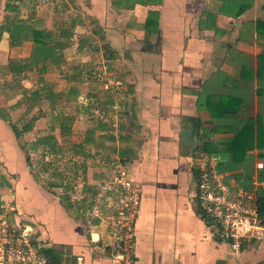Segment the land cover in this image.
<instances>
[{
  "label": "crops",
  "instance_id": "crops-1",
  "mask_svg": "<svg viewBox=\"0 0 264 264\" xmlns=\"http://www.w3.org/2000/svg\"><path fill=\"white\" fill-rule=\"evenodd\" d=\"M12 1L19 19L47 29V19L62 4L63 21L80 27L77 33L69 26L65 51L75 46L86 53L93 46L101 69L118 68L116 78L129 86L113 95L109 111L119 121L117 157L141 191L134 264L263 263L264 241L233 253L212 236L197 201L194 157L207 142L230 186L236 185L233 174L257 178L256 162L264 161V0ZM6 2L0 0V214H17L30 224L42 251L49 248L59 264H75L78 257L81 264H114L111 221L102 205L93 203L100 213L89 211L97 194L88 190L87 179L76 183L77 190L50 187L11 127L12 110L24 105L17 104L18 84L35 87L46 71L31 84L20 80L15 64L29 65L32 42L10 45L2 29ZM107 48L114 57L104 59ZM97 105L102 107L98 100ZM249 120L251 131L262 135L244 157L232 162L228 152L213 149L223 148ZM93 176L92 181L98 177ZM64 193L70 205L62 202Z\"/></svg>",
  "mask_w": 264,
  "mask_h": 264
},
{
  "label": "rangeland",
  "instance_id": "rangeland-1",
  "mask_svg": "<svg viewBox=\"0 0 264 264\" xmlns=\"http://www.w3.org/2000/svg\"><path fill=\"white\" fill-rule=\"evenodd\" d=\"M44 5L40 8V12L42 13L45 11ZM56 7L57 10L47 19V25L50 26L51 29L63 28L64 30L70 31V24L67 20L63 21L65 15L61 12L63 9L62 4L58 3ZM71 30L79 33L80 27L73 25ZM58 38L65 42L61 50L62 61L56 65L47 63L48 65L43 77L44 82H42L45 86L43 91L45 97L43 96V100L35 104L34 108L31 110L27 111L25 104L12 110V120L16 122L17 126L20 128L22 124L29 120L30 116L37 115V113L40 112L39 117L33 122V129L22 133L21 137L26 145H28V148L25 149L36 164L38 171L41 172L42 177H44L43 180H59V172L62 176V184L66 187H69V185L73 187L77 186L76 183L81 184V181L84 183L87 179L90 186L88 190L94 195L97 194V196L95 195L96 202H93L94 198L91 200L92 205L89 207V211H93L95 207L93 203H95V205H102V209H104V197L101 196L103 193L101 192L99 183H101L106 176L102 180L100 179L103 174L111 173V169L115 162L121 165L123 164V158L117 157L116 154V148H121L120 143H122V140L120 133L117 132V122L119 121L115 118V115L112 114L113 112L111 113V111H109L110 107L107 108V105L99 108L97 100L100 101L102 98H111L113 95L115 96L117 91L123 93V91L126 90V86L121 83L122 76H117L119 78L115 76L120 71L118 68V72H113L111 69L105 71L101 69L103 66V64H101V55L95 51L93 46L90 47L86 53L75 51V46L65 51L67 46L69 47L71 44V40L65 37ZM73 40L75 42L76 37L73 38ZM15 65L17 72H21L20 80H23L26 84L35 82L39 73L41 75L43 73V71L32 68L27 64H21L20 66L18 64ZM38 84L40 83H37L36 86H38ZM71 86H75L77 90L78 97L77 95L74 96L76 99H72L73 94H71L69 90ZM61 92H64L65 95L56 97L55 103L53 102L54 105H52L51 108V102L46 95H57V93L60 94ZM65 96H68L69 99H67V97L65 98ZM42 113H44V115ZM55 115L64 117L73 116L74 118L71 124V134L66 143L62 141L59 135L57 126L58 120L57 122L55 121ZM101 122L110 124L109 130L94 129L92 131L94 139L92 142L86 143L84 138L85 131L88 130V128L94 127L96 123ZM51 125H55L52 133L59 144L56 151H49L43 146L32 149L35 140L39 136L50 132ZM110 135L114 136L113 140L109 139ZM81 144L83 145L81 146ZM94 174L98 177L92 181L90 179H92L91 177ZM97 180H100V182L98 183ZM87 181L86 183H88ZM98 191L100 196H98ZM80 194L78 198H80ZM82 201H84V198Z\"/></svg>",
  "mask_w": 264,
  "mask_h": 264
},
{
  "label": "built area",
  "instance_id": "built-area-1",
  "mask_svg": "<svg viewBox=\"0 0 264 264\" xmlns=\"http://www.w3.org/2000/svg\"><path fill=\"white\" fill-rule=\"evenodd\" d=\"M218 160L217 155L204 151L194 157L197 201L209 220L212 236L238 253L246 243L264 241V225L258 221L255 204V188L264 186V180L253 179L251 189L232 188L217 171ZM256 168L264 169V161H257ZM77 186L71 187L77 190ZM99 186L106 216L111 221L110 256L114 264H134V225L141 201L140 188L119 163L113 165ZM100 209L95 206L93 211L100 213ZM0 264L59 263L52 262L42 251L30 224L17 214L10 217L4 212L0 214ZM75 264H81V257Z\"/></svg>",
  "mask_w": 264,
  "mask_h": 264
},
{
  "label": "trees",
  "instance_id": "trees-1",
  "mask_svg": "<svg viewBox=\"0 0 264 264\" xmlns=\"http://www.w3.org/2000/svg\"><path fill=\"white\" fill-rule=\"evenodd\" d=\"M12 0H9V2H6L5 4V10L7 11V14L5 16L4 24L2 26V29L7 31L9 33V42L11 46L17 45L22 43L23 41H30L32 42V50L30 52V55L28 57V63L29 65H36L40 68L41 71H45L47 68V63H52V65H56L61 63L62 61V48L65 44L63 40H60L58 37H65L69 38L71 35V32L64 30L63 28H57V30L53 31L51 29L47 28H36L35 25L27 23L23 19H19L16 11V7L12 3ZM246 5H249L246 4ZM230 7V5H229ZM222 11H228L226 9V4L222 7ZM240 10L235 12V15H239ZM8 13H13V15H8ZM59 29V30H58ZM115 54L113 53L112 50L109 48L104 50V57L107 59L114 57ZM11 69V68H10ZM44 82L43 78L41 77V80L38 81V86L31 87V88H25L21 84H18L19 91L21 92V99L17 104L23 103L26 105V110H31L34 108L35 104H38L40 101H42V98L44 96L43 91H44ZM70 93L73 95H77V90L75 89V86H71L69 88ZM59 95H65L64 92H61L60 94L57 93L55 94H47L46 97L50 100L51 102V108L53 102L55 103L56 97ZM45 97V96H44ZM66 98V96H65ZM64 98V99H65ZM66 100V99H65ZM67 101V100H66ZM69 101V100H68ZM100 105L99 106H104L107 105L109 107L113 103V99L107 98L104 99L102 98L99 101ZM101 108V107H100ZM43 114V113H42ZM40 112L37 113V115H32L30 116L29 120H27L24 124L21 125L19 128L16 124V122H11V127L15 134L17 136L22 135V133L28 132L33 128V122L39 117ZM44 115V114H43ZM61 115V114H60ZM60 115H55L54 119L57 122V126L59 129V135L62 138V141L66 143L68 141V137L71 134V124L73 122V116H60ZM110 124L101 122V123H96L94 127L88 128V130L85 131V141L86 143L92 142L94 137L92 136V131L94 129H108ZM251 125L252 121L249 120L244 126H242L241 130L236 131L233 133V135L227 140L222 142L223 148H218L217 146L214 147L213 149L215 150H220L222 153H225L224 155L226 156V153H229L230 159L232 162H235L237 159L244 157L245 151L253 148L254 146V138L257 137L259 140L261 138V133L257 134L253 133L251 131ZM55 125L50 126V132L46 134H42L39 136L33 146L32 149L37 148L38 146H43L44 148L46 147L49 151H56L58 148L57 146L59 145L56 137L52 133L54 130ZM244 128L246 130H244ZM110 140L114 139V136L110 135L109 136ZM208 143L205 142V146H203L202 151L211 153L212 151L207 145ZM83 144H81L82 146ZM119 154L121 156H124V151H120ZM228 156V155H227ZM221 170V169H219ZM45 171V170H44ZM58 178L59 180H52L48 182V185L50 187H60L64 188L65 186L62 184V176L61 173L58 172ZM234 182L236 185H232V188H245V189H251L252 188V180L250 179V173L247 172L245 174L242 173H237L233 174ZM257 179L258 180H264V169L259 170L257 174ZM230 185V184H229ZM68 188V187H67ZM68 196L66 193L61 194V200L63 203L66 205H70L68 202ZM255 204H256V211H257V218L258 221L264 225V186H257L255 188ZM48 258L55 263H58L56 260H54L51 256L50 249H45L43 251ZM260 264H264L260 263Z\"/></svg>",
  "mask_w": 264,
  "mask_h": 264
}]
</instances>
